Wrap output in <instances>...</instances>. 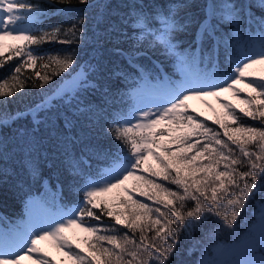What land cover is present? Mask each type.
Masks as SVG:
<instances>
[{
	"label": "snow or ice",
	"instance_id": "6c2138e0",
	"mask_svg": "<svg viewBox=\"0 0 264 264\" xmlns=\"http://www.w3.org/2000/svg\"><path fill=\"white\" fill-rule=\"evenodd\" d=\"M47 3L54 7L70 4L71 0H47ZM79 3L85 5L81 13L96 7L103 9L97 13L95 22L105 25V39L116 44L125 38L134 40L131 49L116 47L113 51L139 74L138 82L147 84L149 77L145 66L138 63L139 57L147 56L157 46L175 62L182 79L178 83L170 81L158 102L134 110L128 118L109 122L105 133L122 147L115 154L89 149L92 155L109 160L107 167L95 178L89 175L84 179L78 189L82 198L75 206L34 222L24 232L0 233V264H20L25 257L35 264H53L38 247L45 240L52 241L75 264H169L170 258L179 255L181 232L191 238L211 217L218 218L227 229L235 230L238 218L253 205L259 206V215L244 241L236 248L215 249L218 258L204 260L202 264H264V76L244 80L249 68L264 63V0L212 3L207 16L197 22L195 39L183 50L175 34L186 31L190 21L179 18L180 0L168 7L154 6L151 12L133 6L122 15L110 3L101 5L95 0L93 3L79 0ZM113 12L118 22L112 20ZM47 15L41 4L31 0H0V68L14 58L18 60L8 78L0 81V104L6 103L4 97L23 92L29 81L32 88L46 89L40 100L22 111L0 112V128L31 117L35 128L44 125L54 136L70 143L75 139L71 132L76 120L61 108L71 107V101L77 100L73 116H87L91 112L90 106L78 99L79 89L88 83V78L77 73L71 88L59 82L53 84L55 77L63 79L62 73L73 68L75 51L44 53L39 46L83 42L86 18L82 15L67 29L53 27L51 31H41L40 20ZM121 25L132 28L133 36L129 37ZM252 26L259 40L242 45L244 29ZM6 39L14 41L7 45L8 55H5ZM144 43L146 48L141 46ZM221 46L233 51L228 68L212 73L201 70L200 64ZM26 69L33 71L25 75ZM113 72L125 77L130 74L120 67ZM242 82L254 95L241 97L235 85ZM48 85L51 87L46 88ZM226 92L241 99L245 107L237 112L232 104L218 100L225 112L213 123L223 130L221 135L189 113L186 102L193 97L219 98ZM244 118L258 123L247 124ZM61 119L67 133L58 124ZM194 137L199 138L193 141ZM149 157L158 169L149 163ZM66 158L73 175L83 176L87 160ZM144 172L149 175L146 177ZM129 180L137 181L134 190L152 201V205L133 197L124 186ZM159 180L174 185L175 189ZM114 190L119 191L112 201L104 198ZM115 207L124 210L114 211ZM101 216L109 217L113 224L86 223V218L100 221ZM116 226L126 231L121 232ZM72 228H81L93 237L84 240L88 254L73 250L66 235Z\"/></svg>",
	"mask_w": 264,
	"mask_h": 264
},
{
	"label": "trees",
	"instance_id": "16d2710c",
	"mask_svg": "<svg viewBox=\"0 0 264 264\" xmlns=\"http://www.w3.org/2000/svg\"><path fill=\"white\" fill-rule=\"evenodd\" d=\"M31 2L41 4L48 13L40 20L41 31H51L53 27L67 29L82 15L85 16L83 42L74 44L51 42L42 44L39 48L44 53L75 51L76 63L73 68L62 73L63 79L55 77L52 83L59 82L61 85L77 72L82 71L83 76H87L88 83L79 89L78 99L83 101V104L89 105L91 112L87 116H73L77 100L71 101V107L61 108L62 112H66L76 120V125L71 132V136L75 139H72L70 143L65 142L63 137L54 136L44 125H40L38 129L35 128L31 117L10 122L8 126L0 128V142H2L0 143V232L3 230L11 232L20 227L25 215L26 202L30 198H35L55 211L73 207L79 203L82 192L78 189L82 187L84 179L89 175L95 178L100 170L107 167L110 162L104 157L92 155L89 149L98 148L115 154L122 147L119 141L105 133L109 122L122 120L132 108L135 99L144 93L159 88L167 89L170 81L177 83L180 81L179 70L175 62L163 55L161 47L157 46L149 50L147 56L139 57L138 63L145 66L149 77L147 84L138 82L139 74L129 67L124 57L113 51L116 47L125 51L131 49L134 40L125 38L116 44L105 39L103 37L105 25H98L95 22V17L97 13L103 11L102 8L96 7L86 13H81L80 10L84 9L85 5L80 4L79 0H71L70 4H58L54 7L50 6L47 0H31ZM93 2L94 0H90V3ZM95 2L101 5L110 3L111 7L119 9L122 15L130 11L133 6L145 7L151 12L154 6L168 7L177 0H95ZM214 2L219 3L220 0H180L179 18L190 21L186 31L175 34L180 50L187 48L195 39L197 22L207 16L209 7ZM241 2L244 0H236V3ZM57 9H64V11ZM253 11L259 14L257 9ZM112 20L118 22L115 12H113ZM121 27L124 28L123 25ZM124 30L129 37L133 36L132 28L128 27ZM258 40V32L255 26H252L251 29H244L240 43L245 45ZM141 46L146 48L147 44L144 43ZM8 54L6 49L5 55ZM232 59L233 51L221 46L210 59H205L200 64V68L208 73L224 71L231 64ZM17 63L18 60L14 58L0 68V81L8 78L10 70ZM117 67L124 68L130 74L127 77L114 74L113 69ZM32 71V69H26L24 74L30 75ZM30 85L29 81L23 92H17L11 98L4 97L6 103L0 104V112L22 111L40 100L41 94L46 89L32 88ZM50 87L51 85L46 86V88ZM245 96H252V94L246 93ZM234 108L237 112L240 109V107ZM188 112L191 111L188 110ZM196 116L208 127L220 131L223 135V130L213 123V119L201 115ZM244 121L247 124L258 123L247 118H244ZM58 124L61 130L67 133L68 130L63 129L62 119L58 121ZM66 156L87 160V164L83 166V176L73 175L69 170L70 161ZM33 168L36 169L35 172ZM153 179L157 178L153 177ZM158 182L175 189L174 185H169L166 181L159 180ZM132 189L135 199L152 205V201L139 196L134 188ZM113 210L123 211L124 209L118 207ZM258 215L259 206L253 205L246 214L238 218L235 230L227 229L222 226V222H218V218L211 217L200 229L192 233L191 238H186L181 232L179 255L170 258L169 264H202L204 260L218 258L217 253L216 255L211 254L216 245L228 248L238 247L244 241ZM86 223L105 226L113 224V221L109 217L101 216L100 221L86 218ZM116 227L121 232L126 231L120 226ZM87 239H93V237L89 235ZM88 252V246L85 244L83 254H88Z\"/></svg>",
	"mask_w": 264,
	"mask_h": 264
},
{
	"label": "rangeland",
	"instance_id": "374dc122",
	"mask_svg": "<svg viewBox=\"0 0 264 264\" xmlns=\"http://www.w3.org/2000/svg\"><path fill=\"white\" fill-rule=\"evenodd\" d=\"M4 43H5V50H6L7 45L13 44L14 41L10 39H6ZM77 73H80L81 76H83L82 71H79ZM76 74L73 75L71 78H69L66 81L67 83H63L61 85L65 87H69V88L73 87V83H72L73 77H75ZM179 75H180V81H181L182 74L180 71H179ZM261 76H264V63L253 65L251 68H249L245 73L244 80L247 81L250 79L259 78ZM235 87L241 91V97L245 96L246 93L254 95L252 90L246 87V84L244 82L235 85ZM165 91L166 89L159 88V89L150 90L149 92L144 93L139 98L135 99L132 108L128 111V113L125 116H123L122 119L128 118L129 114L134 112V110L136 109L143 108L145 106H150L153 104L154 101L158 102L159 97L162 96ZM218 100L232 104L234 107H240V108L245 107V105L241 103V99H238L237 97H235L232 92L221 93L219 98L212 97V96L193 97L189 99L186 103L188 105V110L191 111L189 113H191L194 117L198 118L196 115H201L205 118L215 120L218 115L222 116L223 113L225 112V109L222 108ZM201 121L203 122V120ZM197 138L199 137H194L193 141ZM169 146L173 149L176 147V145H169ZM149 163L152 164L153 168H156V169L159 168V166L156 164V162L151 157H149ZM143 174L146 177L148 175L147 172H144ZM136 184H137V181L129 180L124 185L130 190L133 197H134V194H133L134 192L132 188H134V185ZM117 191L119 190H114L113 193L108 194L104 198L108 199L109 201H112L113 196L115 195V192ZM121 195H123V193H121ZM115 208H118V207H115ZM24 210H25V215H24L23 221L20 227H17V229H15L16 231H19V232H24L28 230L34 222L44 219L50 215L56 214L58 211H60V210L55 211V209H49L47 206H44L42 202L36 200L35 198H30L27 200ZM0 233H10V231L3 230ZM66 235H68L71 240V243L73 245V250L80 251L81 254H83V250L85 246L84 240L88 238L89 234L84 232L81 228H72L68 230ZM38 247L41 249L42 253L46 254V257L50 259L53 262V264H75V262L73 260H70L64 254L63 251L56 248L53 242L50 240L40 241L38 244ZM221 247L222 245H216V248L214 247L212 249L211 254L216 255L217 251H215V249H218ZM20 264H35V261L25 257L24 259L20 261Z\"/></svg>",
	"mask_w": 264,
	"mask_h": 264
}]
</instances>
